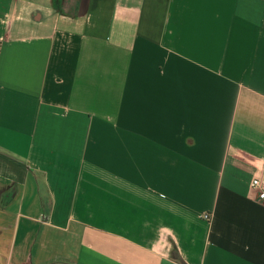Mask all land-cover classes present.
<instances>
[{"label": "crops", "instance_id": "crops-1", "mask_svg": "<svg viewBox=\"0 0 264 264\" xmlns=\"http://www.w3.org/2000/svg\"><path fill=\"white\" fill-rule=\"evenodd\" d=\"M59 1L0 0V264H264V0Z\"/></svg>", "mask_w": 264, "mask_h": 264}, {"label": "built area", "instance_id": "built-area-1", "mask_svg": "<svg viewBox=\"0 0 264 264\" xmlns=\"http://www.w3.org/2000/svg\"><path fill=\"white\" fill-rule=\"evenodd\" d=\"M252 188H254L255 190H258V195L261 201L264 202V185L262 183V181L259 178H256L252 181L251 183ZM204 219H210L209 215H205Z\"/></svg>", "mask_w": 264, "mask_h": 264}, {"label": "rangeland", "instance_id": "rangeland-1", "mask_svg": "<svg viewBox=\"0 0 264 264\" xmlns=\"http://www.w3.org/2000/svg\"><path fill=\"white\" fill-rule=\"evenodd\" d=\"M64 1L63 0H60L59 2H58V5L60 4V8L62 9V7H63V3ZM76 2H77V0H76ZM56 5H57V2L55 3ZM66 6V5H65Z\"/></svg>", "mask_w": 264, "mask_h": 264}]
</instances>
